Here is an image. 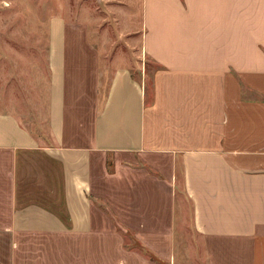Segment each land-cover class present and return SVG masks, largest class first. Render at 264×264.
Wrapping results in <instances>:
<instances>
[{
    "label": "crops",
    "instance_id": "crops-1",
    "mask_svg": "<svg viewBox=\"0 0 264 264\" xmlns=\"http://www.w3.org/2000/svg\"><path fill=\"white\" fill-rule=\"evenodd\" d=\"M120 2L148 84L117 53L101 95L88 23L53 13L4 86L0 235L37 264H264V0Z\"/></svg>",
    "mask_w": 264,
    "mask_h": 264
},
{
    "label": "rangeland",
    "instance_id": "rangeland-1",
    "mask_svg": "<svg viewBox=\"0 0 264 264\" xmlns=\"http://www.w3.org/2000/svg\"><path fill=\"white\" fill-rule=\"evenodd\" d=\"M134 7L135 5H131L130 2L123 4L120 0H0V105L3 104L5 85L13 83L19 94L21 91L24 92L18 87L21 85V78L27 75L29 69L28 64L26 67L23 62V56L28 53L31 57L45 45L46 35L42 29L47 24L48 16L53 13H61L73 20L88 23L90 41L100 51L101 67L108 68L106 71L108 77L102 79L104 81L101 83V95L108 87V79L114 65L113 59L117 53H123L131 63L135 76L146 80L147 83V78L150 80L156 69L151 67L143 74L140 40L119 35L128 27L122 26L121 23L128 13L132 14L130 10ZM135 15L137 18L133 17L132 24L137 25L140 15L138 13ZM149 64L153 66L152 62ZM30 80L31 77L28 75L27 82L24 79L29 89L32 87ZM34 128L37 129L35 125ZM180 190L177 201L180 209H185V215L190 217V208L185 199H182ZM112 209V214H115L114 208ZM182 217L183 213L179 212L178 219ZM111 218L114 217L111 215ZM177 231L181 233V229ZM183 233L192 234L189 229H184ZM131 234L129 231L128 235ZM36 250L35 234L22 235L17 239L11 237L9 243L8 239L4 242L2 234L0 235V264H37Z\"/></svg>",
    "mask_w": 264,
    "mask_h": 264
}]
</instances>
